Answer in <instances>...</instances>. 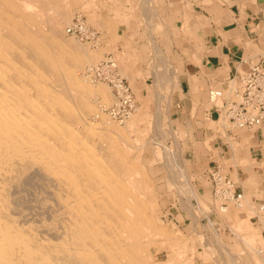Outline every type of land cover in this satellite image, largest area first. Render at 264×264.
Wrapping results in <instances>:
<instances>
[{
	"label": "bare ground",
	"instance_id": "6f19581e",
	"mask_svg": "<svg viewBox=\"0 0 264 264\" xmlns=\"http://www.w3.org/2000/svg\"><path fill=\"white\" fill-rule=\"evenodd\" d=\"M74 1L0 0V264L183 263L187 249L182 239L181 245L173 243L176 260L170 253L165 262L151 260L152 247L157 250L158 243L175 238L160 227L158 213L150 212L155 207L146 201L150 187L143 166L136 162L139 139L130 141L128 136L145 121L148 101L135 109L123 128L100 110L94 114L95 102L91 105L89 98L100 95L106 101L105 87L90 85L87 76L79 78L75 71L100 52L88 53L82 44L63 38ZM92 112L94 124L85 119ZM185 183L195 199L199 193L191 180ZM29 184L38 186L39 193L32 191L22 202L19 192H26L23 188ZM243 201L241 207L248 208L240 226L232 228L236 233L259 217L258 210L264 213V207ZM238 207L224 214L237 216ZM188 217L192 227L195 217ZM255 238L242 241L249 248V261L264 264V248L257 247ZM238 261L232 263L242 264Z\"/></svg>",
	"mask_w": 264,
	"mask_h": 264
},
{
	"label": "crops",
	"instance_id": "0c3cea01",
	"mask_svg": "<svg viewBox=\"0 0 264 264\" xmlns=\"http://www.w3.org/2000/svg\"><path fill=\"white\" fill-rule=\"evenodd\" d=\"M100 1L107 3L100 17L114 25L117 36L113 41L114 35L109 34L99 45L109 46L124 57L122 64L128 72L124 79L128 85L147 83L155 88L156 100L165 96V101L158 99L155 105L163 111L160 120L166 122L167 129L183 126L188 132L178 142V151L194 169L193 187L201 197L214 198L208 175L215 170L225 172L233 183L234 194L241 195L236 213L239 222L247 212L245 206L241 207L246 195L250 204L259 206L264 202V122L250 130L223 127L224 132L214 133L209 126L218 121V110L209 108L207 93L213 87L228 92L237 76L252 65L264 68V0ZM146 93L141 92L144 97ZM173 130L174 133L168 130L173 134L169 136L178 132ZM254 163L257 167L252 172ZM247 168L249 171H244ZM249 172L258 174V183L250 182ZM220 208L211 206L209 218L214 223L207 234H222L219 227L216 229V225L225 222ZM232 216H228L227 225L236 228ZM261 235L264 236V229ZM243 248L240 239V249ZM243 253L240 259L245 264Z\"/></svg>",
	"mask_w": 264,
	"mask_h": 264
},
{
	"label": "rangeland",
	"instance_id": "374dc122",
	"mask_svg": "<svg viewBox=\"0 0 264 264\" xmlns=\"http://www.w3.org/2000/svg\"><path fill=\"white\" fill-rule=\"evenodd\" d=\"M74 2H75L74 10H73L74 13L72 14L69 22L63 27V36H64L63 38H64V40H66L68 42H71V40H72V42L75 41L74 43L77 42L79 45L82 44V49H85V51H87L88 53L93 52V53L98 54L100 52L99 57L95 58V60L93 62H88V61L84 62L83 61L81 64V67L83 69L82 68L77 69L75 71V75L76 76L78 75L79 78H80V75H81V78L83 77V75H85V77H86V74H87L86 71L89 67L91 68V67L98 65V63H100L106 57L111 55V57L116 61L119 70H121L120 71L121 76L123 75L122 77L126 78V73H124V72H126V70L124 69V66L122 64L124 57L122 55L117 54L118 53L117 50H115V49L111 50L109 48V46L108 47L104 46L105 47L104 48V47L99 45V43H102L104 38H106V36H108L109 34L111 36L114 35L113 41L116 38L114 25L111 24L108 21V19H106V18L102 19L103 17H100V12L103 11V9L107 3L100 1V0H75ZM77 16L78 17L81 16L88 26H90L93 30H95L96 32L99 33L100 37L98 39V42L95 45L80 42L77 39H75V38H73V37H71L65 33L67 26H69L70 22H72V20L74 18H76ZM100 23H102V25H100ZM101 26H103V27H101ZM99 28H101V30ZM105 28H107V29H105ZM103 43H105V41ZM107 51H109V52L107 53ZM114 53H116V54H114ZM108 54H110V55H108ZM101 58H103V60ZM94 62L96 64H94ZM83 64H84V66H83ZM92 65H94V66H92ZM86 80H87V83L89 82L90 85H98L99 87H102V88L105 87L104 92L106 95L105 98L107 97L106 101H103V99H101L103 97L100 95H98L99 97L97 96L94 99L89 98V101H90V103H92L91 105H94V102H95V106L94 107L92 106L94 108V114L96 112L95 110H97V112L100 110V112L106 116L104 109H107L108 107H110L113 104V96H112L111 89L105 83L98 82L99 84H97L96 81L91 80L89 77H86ZM129 86H130L133 94H135L134 98L136 101V111L138 108L142 107V104L146 100L148 101L147 104L145 102L146 107L148 108V114L146 115L145 121L142 122L143 124L142 123L139 124V126H138L139 128H138L137 133L133 132V131H132L133 132L132 133L131 131H129L131 134L128 136H129L130 141H132L133 139L135 140V138L139 139L137 141V143L135 144V146L136 147L138 146L137 148L139 149L137 151L138 153L136 152L137 160H138L136 162H138L137 164L139 166L140 165L143 166L141 171H142V173L147 175L146 176L143 174L145 181L148 182L147 184L150 187V191H149L150 193L148 192L149 195H148V193L146 194L147 195L146 201L151 203V204L153 203L154 205L153 204L152 205L155 206V207H153V209L150 210V212L158 213L157 218H158V224L160 225V227H162V228L164 227L163 229H167V231H169L174 236L175 241L174 242L171 241L172 245H173V243H176L178 245H181L182 243H184V245H186L187 251L184 255L183 263H180V261L178 260L179 263L177 262L176 264H233L232 263L233 261H238V260L241 261L240 253L242 251L244 252L243 254H244L245 264H254L252 262L253 259H251L252 261L251 260L249 261V257H248L249 255H247L250 252L249 248H246V246H244L243 250L240 249V239L241 240H245V239L247 240L251 236L255 235V237H256L255 239H257L256 241L258 244L257 247L259 246L262 249L264 248V236L261 235V231H262V229H264V224H261V222L264 223V213L261 210H258L257 214L259 216L258 218H259L260 222L257 220L258 218H256L254 216L250 220L253 223L252 225L249 222L250 226L247 227V229H245L241 233H236V232H234V229H232L234 227L227 225V220L229 219V217H228V215H226V213L224 214V211L228 212L227 210L236 208V206L239 205L240 201L236 202V203H238L236 205L234 202H232L233 204L227 203L226 206H222L221 203L223 201L220 202L219 200H214V198H212V197L211 198L210 197L209 198L208 197L207 198L201 197V195L199 194L194 199V197L192 195L193 192L191 193V191H190L191 186L190 185L187 186L185 183L187 178L191 179V181L194 180L195 177L193 178V176L191 175L194 173V172H192V171H194V169L191 168L189 165V162L184 159L183 154L178 151V148H179L178 142L182 139H185L186 138L185 136L187 135L188 132L184 130L183 126L171 127L170 129H167L166 122L160 120V122L158 123L156 121V119H155L156 117L154 118V115L159 114L158 116L162 117V116H160V114L163 113L161 108H158V106L155 105L156 101L158 99H159V101L162 100L161 102H163V100L165 101V96L161 95V96L157 97V100H156V98H155L156 94H155V88L154 87H150V85H148L147 83H144V84L138 83V85L129 84ZM211 89H219V88L213 87ZM142 90L147 92L146 93V95H148L147 97L142 96V94H141ZM159 91H160V89H159ZM136 92H137V94H136ZM152 93H153V95H152ZM143 98L145 100H143ZM98 100H101L102 102H106V103L108 101V103L104 104ZM98 102H100V103H98ZM140 104H141V106H140ZM98 105H100V106H98ZM155 107L157 108V110H155L156 109ZM209 108H210V106H209ZM136 111L133 112V115H134V113H136ZM220 113L219 114L217 113L218 114L217 115L218 121L217 122L216 121L210 122V126H209L210 129L213 130L214 133H216V134H220V133L225 131V129L222 126L223 121L220 120V118H219ZM92 115H93V112H92V114H90V116H86L85 119L88 120L89 122H91L92 124H94L97 122V120L93 119ZM108 122H110V121L108 120ZM117 125L120 128L124 127L123 124H121V125L117 124ZM141 127L144 130V132H143V130H141ZM173 129H177V131H178L175 133L176 136H169L168 134L174 133ZM168 130H172L173 132L169 133ZM157 131H158V133H157ZM134 133H136L135 135H137V137L134 135ZM139 134H143L142 138L139 137ZM164 145H165V147H164ZM162 147H164L165 150ZM161 148L163 150H161ZM166 148L168 151L166 150ZM164 151H166V152H164ZM170 153L173 154L174 156L171 155ZM167 157H168V159H167ZM168 162L170 163V165ZM183 163L185 166L183 165ZM254 167H257V165H254L250 169V171L253 172ZM140 168H141V166H140ZM180 170L182 171L181 173H180ZM224 171H226V170H224ZM244 171H249V169L244 170ZM165 173H166V175H165ZM172 173H174V174H172ZM224 173L225 172H223V174ZM180 176H182V177H180ZM248 177H249L250 182H254L255 184L258 183L259 177H258L257 173L252 174L249 172ZM173 179H174V182H173ZM233 179H235V178L233 177ZM167 180L169 181V183L167 182ZM29 186H30V184L27 185V188H26V186L23 188L26 192H24L23 190L21 191V193L19 192V194L22 195L20 197L23 198V199H21L22 202H23V200L25 201V197L27 199V196L30 197L29 195L33 194L32 191L34 192V194H35V192L39 193L38 190L40 188L38 186H37V188H35L36 186H34V185H31L30 187ZM168 186H169V188H168ZM178 189H179V191H178ZM254 190H256V189H254ZM28 192H30V193H28ZM147 197H149V198H147ZM197 198L201 199L202 202L197 200L200 204L196 201ZM245 198L248 201L250 197H249V195H246ZM242 203H243V201H242ZM213 205H215L216 208H218V206L222 207L220 213L222 215L223 220H225V222L220 223L218 226L216 225V229L218 230L220 228L219 230L222 231V234H219V233H214V235L209 234V233L207 234V231L209 232V230L212 229V223H214V221L209 218V214L211 212L210 208ZM197 207H199V208H197ZM259 207H264V202L260 203ZM201 208H203L204 210ZM245 210L247 211L246 207H245ZM188 215L189 216L191 215V217L193 216V218L195 217L194 218L195 220L193 219L192 227L191 226L188 227L190 225ZM232 217L235 218L234 220L236 222V224H235L236 228L239 227L240 223L237 224L238 218L236 216H232ZM253 221L257 222V223L254 224ZM197 226L200 227L199 230L197 229ZM189 236L191 237V239ZM211 238H213V240H211ZM178 240H181L182 243H181V241H178ZM206 240H207V242H206ZM171 242L170 243L166 242L165 245H163V244L160 245L158 243L156 246L158 248L157 250H155L152 247L151 248V253H152V259L151 260L155 261V262H165L166 259L168 258L169 253L172 254L171 256L174 257L173 259H175L176 256L172 253V247H174V245L172 246ZM206 243L209 244L211 247L206 248V246H207ZM168 244H169V246H168ZM233 254L236 255V260L234 259V257H232ZM214 258L220 259V263L217 260H215V262L213 263ZM263 258H264V256H263ZM216 262H218V263H216ZM242 262L243 261H241V263Z\"/></svg>",
	"mask_w": 264,
	"mask_h": 264
},
{
	"label": "built area",
	"instance_id": "2783aa9c",
	"mask_svg": "<svg viewBox=\"0 0 264 264\" xmlns=\"http://www.w3.org/2000/svg\"><path fill=\"white\" fill-rule=\"evenodd\" d=\"M66 34L91 45H95L99 39V33L88 26L81 16L72 20ZM86 76L109 86L114 102L104 112L111 121L123 124L135 111L136 101L130 86L120 75L116 61L108 56L98 65L88 68ZM207 100L213 110H218V114L221 112L219 118L224 128L250 130L260 126L264 122V68L250 66L237 76L228 92L211 89ZM208 176L213 197L223 201L222 206L239 202L241 195L234 194L232 181L222 172L215 170Z\"/></svg>",
	"mask_w": 264,
	"mask_h": 264
}]
</instances>
